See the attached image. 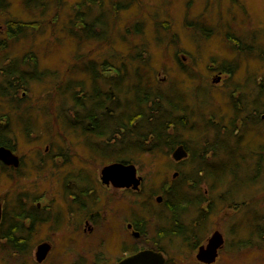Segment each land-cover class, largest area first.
<instances>
[{"label": "rangeland", "instance_id": "obj_1", "mask_svg": "<svg viewBox=\"0 0 264 264\" xmlns=\"http://www.w3.org/2000/svg\"><path fill=\"white\" fill-rule=\"evenodd\" d=\"M7 1L8 8L4 12L0 11V44H7L4 40L7 21H22L35 29L28 32L29 39L14 43L8 47L7 52L0 50V59L17 58L32 50L40 57V63L45 68L59 72L60 79L65 78L66 69L74 64L77 51L75 42L64 33L67 19L77 3L88 0H63L65 4L58 10L50 3L43 10L33 11L25 9L23 0ZM100 1L108 5L111 0ZM133 1L131 10L118 12L116 15L115 30L112 31V37H115L113 49L127 53L126 44L117 40L120 29L123 31L136 20L146 21V37L136 36L132 42L150 44V59L155 66L157 80L164 83L166 88L174 87L176 92L193 103L196 111L202 115L200 122L203 118L208 120L212 117L213 126L207 133L200 134L201 127H197L195 130H199L198 132L182 133L180 141L186 142L188 149L197 156L205 141L209 146L222 144L221 137L233 136L234 131L242 128L238 135L239 141L235 143L236 140L231 138L232 143L228 141L227 144L234 152L233 156L221 154L213 162H222L224 158L231 168H235L228 170L230 174L234 172L237 177L244 175L251 178L256 158L259 159L255 154L263 150L260 155L263 157V164L256 184L232 189L227 186L229 178L213 187L203 182L199 190L205 203L200 207L198 204L195 207L191 205L179 219L181 230L178 231L176 221L169 217L168 207L162 202L156 203L155 199L161 197L165 200L166 192L171 187L181 185L185 190L186 179L177 180L178 178H173V174L181 173L185 177L190 168L186 164H176L169 155L135 154L127 163L137 166V175L142 178V185L140 192L133 194L131 207L128 209L118 198L103 190L99 183L101 169L107 165L106 161L91 160L82 141L66 131L55 133L54 137L58 141L53 142L45 129L42 130V126L47 124L53 132L57 131L55 110H58L60 101L57 98H52L51 101L47 99L46 95L49 96L52 89L49 83H43L30 85L28 96L30 105L34 107L32 115L16 119L12 112L3 114L11 121L16 141L15 150L22 158V166L18 172L11 170L10 178L0 171V198L8 195L13 200L17 193H28L30 198L38 196L46 204L52 198L54 209H63V177L78 174L75 178L80 177L86 187L95 188L99 210L110 211V225L117 241L107 232L100 233L99 239L86 234H70L72 248L67 249V254L63 250L65 257L80 255L79 258H85L88 262L114 264L117 259L141 249L153 252L158 249L164 254L167 264H197V251L206 247L209 238L218 232L224 239V246L213 264H264V112L261 113L262 122L253 126H249L252 125L249 122V128L243 131L246 127L241 125V119L245 114L235 115L230 102V96L235 99L242 92L246 93L244 98L250 95L254 97L260 92L258 85L264 81V0ZM149 17H157L159 21L170 23L171 37H177L174 40L176 45L170 46L167 39V48L156 46L152 42L153 23ZM193 20L202 22L212 30L207 39L201 38V35L195 34L184 24L185 21ZM227 35L239 37L243 44L251 45L254 49L249 55H240L230 48ZM93 44H87L85 50L79 49L84 60H97L101 53L105 56L108 47ZM179 62L183 67L179 66ZM223 62L235 67L230 77L218 70ZM182 68L190 71L191 79L183 74ZM78 77L84 79L86 87H89L88 77ZM242 99L243 96H240V100ZM260 102L264 103V90ZM2 109L7 108L0 107ZM250 110L247 109L246 112ZM58 122L60 128H63L64 125ZM233 126L235 128L231 133ZM24 131L31 134L28 141L24 138ZM67 155L70 156L69 159H66ZM197 197V194L189 195L188 200L195 204ZM108 198H111L109 208L106 205ZM209 205L207 212L206 207ZM125 221L134 223L136 231L140 233L139 238L125 233ZM106 224L105 222L101 227L102 230L106 228ZM57 251L61 256L62 250ZM11 256L5 245L0 244V264H15Z\"/></svg>", "mask_w": 264, "mask_h": 264}, {"label": "trees", "instance_id": "obj_2", "mask_svg": "<svg viewBox=\"0 0 264 264\" xmlns=\"http://www.w3.org/2000/svg\"><path fill=\"white\" fill-rule=\"evenodd\" d=\"M133 0H111L105 4L100 0H88L76 4L71 15L67 19L65 35L76 44V59L70 68L66 69V77L60 79L59 72L45 68L40 63V57L29 50L17 58L4 57L0 59V147L10 150L16 149L14 133L11 129L9 117L3 114L12 112L16 119L21 116L32 115L31 102L28 96L30 85L49 83L52 91L47 99L57 98L60 101L57 116L58 129L53 132L47 124L42 130L48 133L53 142L58 141L54 137L57 132L66 131L72 137L81 140L84 148L90 154V159H100L108 163L129 162L133 155L169 154L179 144L187 149L186 142L180 141V136L185 133H207L213 126L212 117L200 122L202 115L196 111L193 103L188 102L182 94L176 92L174 87L166 88L164 83L157 80L155 66L150 59V44L147 42L133 43L134 37H146V21L136 20L127 25L123 31L120 29L118 41L126 44L127 53L113 49L114 39L112 31L115 30L116 15L118 12L129 11L134 6ZM50 3L58 10L65 3L63 0H23L22 4L27 10H43ZM9 6L7 0H0V11L4 12ZM153 23L152 42L159 47H165L167 39L171 45H176L171 37V25L169 22L159 21L157 17H149ZM186 27L200 37L208 38L212 30L200 21H185ZM35 28L22 21H7L5 24L4 40L7 44H0V50L8 51L14 43L29 39L28 32ZM228 38V39H227ZM230 48L240 55H249L254 49L251 45L243 44L237 36H226ZM105 45L108 50L100 54L99 58L84 60L79 49H84L87 44ZM113 43V44H112ZM85 50V49H84ZM105 53V52H104ZM103 57V58H102ZM213 63H216L213 60ZM231 63L223 62L218 68L222 74L234 73L235 67ZM179 66L183 64L179 62ZM183 74L192 78L190 71L182 68ZM84 75L89 79V87H86L84 79L78 76ZM263 83L258 85L260 92L252 97L244 98L245 92L235 99L230 96L231 108L235 115L241 114V125L247 123L256 125L261 120L264 112V103L260 102L264 90ZM171 88V89H170ZM234 90V88H233ZM247 109H251L246 112ZM261 109V110H260ZM44 112V111H43ZM31 113V114H30ZM46 114V112H44ZM241 116V115H240ZM233 118V115H232ZM60 121L63 128H60ZM50 124V123H48ZM201 127L199 130H195ZM232 127L231 133H233ZM239 133V130H236ZM234 131L233 136L236 137ZM217 134H220L217 131ZM31 134L24 131V138L28 141ZM229 139V136H226ZM222 144L209 146L205 141L197 156L190 152L189 158L181 165L190 168L186 176L179 173L177 180L186 179L187 187L181 185L171 187L166 192V198L162 204L168 207L170 219L179 226V219L185 214L191 205L203 206L204 197H200V186L207 182L211 187L229 178L227 186L230 188H246L257 181L263 164L261 150L256 157V167L253 168V176L237 177L234 170L225 161L213 162L221 154L233 156L234 152L227 146L228 139L221 137ZM80 141V142H81ZM59 150L61 147H57ZM188 150V149H187ZM197 153V152H196ZM69 155L66 159H69ZM54 159H51V161ZM68 161V160H66ZM212 163V164H211ZM213 163H217L213 165ZM0 171H6L0 167ZM18 172V171H17ZM8 173V172H7ZM80 174V173H79ZM78 176V174H77ZM73 176V177H77ZM253 178V179H252ZM76 184V182H73ZM82 183L79 181V184ZM65 185L67 183H64ZM84 184V183H83ZM76 186V185H75ZM184 190V191H183ZM229 192V190H227ZM197 194V202L188 200L189 195ZM19 199V198H18ZM17 203L9 204L8 211L4 213L3 229L4 238L9 242L16 241V232L19 225L13 218L17 215ZM210 209V205L206 207ZM17 217V216H16ZM15 217V218H16ZM192 236V235H190ZM19 252L22 248H17ZM160 252V250L157 249Z\"/></svg>", "mask_w": 264, "mask_h": 264}, {"label": "flooded vegetation", "instance_id": "obj_3", "mask_svg": "<svg viewBox=\"0 0 264 264\" xmlns=\"http://www.w3.org/2000/svg\"><path fill=\"white\" fill-rule=\"evenodd\" d=\"M10 151L19 158L18 167L5 166L0 163L5 168L4 170L6 171V175H9V178L11 170L17 172L22 166L21 156L17 154L16 150ZM122 164L132 166L127 162H122ZM176 175L179 174H175V176ZM175 176L173 175V178ZM79 178L80 177H63V209H54V199L52 198L48 201L49 204H46L43 199L38 196L34 195L30 198L28 193H17L13 200L9 199L10 196L8 195H5L3 199L0 198V230L3 229L2 223L4 220V213L8 211L10 207L9 204L11 205V203H13V205H15V203L18 202L16 210L17 215L13 217L15 222L19 225V231L16 232V241L12 243L9 242L6 240V237L4 238L5 235L3 236L2 231H0V244L5 245L6 249L12 254L11 257L15 260V264H96L95 261L88 262L85 258H79L80 255H77L78 257H65L63 255V250H65L67 254V249L72 248L70 245V234H86L92 236L94 239H99L100 233L105 232L114 236L113 227L110 225V211L108 209L107 211L99 210L95 188L86 187V185L83 184L84 182ZM79 181L82 183L79 184ZM73 182H76V184ZM64 183L67 184L65 185ZM99 183H101L103 190L107 191L115 198H118L119 202L128 209L131 207L133 194L139 193L142 185L141 182L138 190H134L132 186L117 188L110 182L104 184L101 181V175L99 177ZM155 201L156 203H160L157 198ZM110 203L111 198H108L106 202L108 208ZM206 211L208 212V210ZM105 222L107 223L106 228L102 230L101 227L104 226ZM124 223L127 230L125 233H130L131 237H140V233L136 231L137 229L134 227L133 222L125 221ZM114 238L117 241V237L114 236ZM100 241H102V236ZM17 248H22V250H20L21 252H19ZM125 248L126 247H124V250ZM58 249L62 250L61 256L60 252L57 251ZM143 251L144 250L141 249L135 253L117 259L114 264H119L126 258ZM219 252L220 251H218V256ZM195 262L197 264H203L196 261V259ZM167 263V260H165V264Z\"/></svg>", "mask_w": 264, "mask_h": 264}, {"label": "water", "instance_id": "obj_4", "mask_svg": "<svg viewBox=\"0 0 264 264\" xmlns=\"http://www.w3.org/2000/svg\"><path fill=\"white\" fill-rule=\"evenodd\" d=\"M186 154L181 148L177 149L173 157L176 161L185 157ZM0 161L6 166L18 167L19 160L16 156L12 154L11 151L0 148ZM101 181L104 184L112 183L114 187H129L132 186L134 190H138L141 179L136 177V170L134 166L124 165V164H112L106 166L101 171ZM160 199H158V202ZM223 244L222 236L216 232L208 240L207 246L201 248L198 251L196 259L210 264L215 261L216 251ZM165 260L163 256L159 253L153 251H143L137 253L119 264H164Z\"/></svg>", "mask_w": 264, "mask_h": 264}]
</instances>
